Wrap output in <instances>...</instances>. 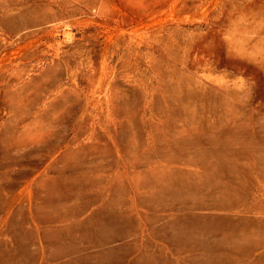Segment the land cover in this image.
Segmentation results:
<instances>
[{"label": "rangeland", "instance_id": "1", "mask_svg": "<svg viewBox=\"0 0 264 264\" xmlns=\"http://www.w3.org/2000/svg\"><path fill=\"white\" fill-rule=\"evenodd\" d=\"M0 264H264V0H0Z\"/></svg>", "mask_w": 264, "mask_h": 264}]
</instances>
